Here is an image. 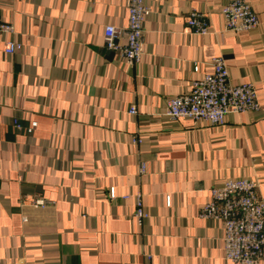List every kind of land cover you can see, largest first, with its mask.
Listing matches in <instances>:
<instances>
[{"label":"crops","instance_id":"crops-1","mask_svg":"<svg viewBox=\"0 0 264 264\" xmlns=\"http://www.w3.org/2000/svg\"><path fill=\"white\" fill-rule=\"evenodd\" d=\"M126 1L0 0L15 29L0 34V264H240L225 258L222 222L200 211L227 178L254 179L264 201V0H247L259 26L242 32L224 30L231 0H146L131 65L103 38L127 25ZM191 10L208 34L188 28ZM8 39L21 44L12 54ZM216 56L232 84H254L260 108L220 125L168 117L167 100Z\"/></svg>","mask_w":264,"mask_h":264},{"label":"built area","instance_id":"built-area-1","mask_svg":"<svg viewBox=\"0 0 264 264\" xmlns=\"http://www.w3.org/2000/svg\"><path fill=\"white\" fill-rule=\"evenodd\" d=\"M128 23L125 27L107 25L103 31L105 47L118 54L128 63L136 64L143 54L144 22L152 10L146 0H127ZM224 30L242 32L254 30L259 19L247 0H231L220 9ZM188 28L205 35L210 32L206 14L191 10L186 18ZM13 24L0 15V34L12 35ZM124 38V42L120 39ZM21 47L19 42L8 39L4 52L12 54ZM211 70L192 82L190 91L167 100L165 114L172 119L187 118L205 121L213 125L224 122L228 113L254 112L260 108L259 99L251 82L232 84L228 67L222 56L211 61ZM197 69V64L194 65ZM135 108H130L135 113ZM17 129L22 125L13 120ZM36 123L26 128L31 132ZM137 141V140H136ZM140 164V173L145 172ZM258 183L249 177L227 178L209 189V198L200 211V216L219 220L223 225L225 258L240 264H257L264 259V201L258 195ZM109 196H115L113 191ZM33 206L45 207L47 200L37 199ZM140 194L135 196L134 217L141 224L148 218Z\"/></svg>","mask_w":264,"mask_h":264}]
</instances>
